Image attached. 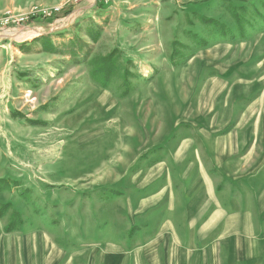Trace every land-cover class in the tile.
<instances>
[{
    "label": "rangeland",
    "instance_id": "374dc122",
    "mask_svg": "<svg viewBox=\"0 0 264 264\" xmlns=\"http://www.w3.org/2000/svg\"><path fill=\"white\" fill-rule=\"evenodd\" d=\"M0 264H264V0H0Z\"/></svg>",
    "mask_w": 264,
    "mask_h": 264
},
{
    "label": "built area",
    "instance_id": "2783aa9c",
    "mask_svg": "<svg viewBox=\"0 0 264 264\" xmlns=\"http://www.w3.org/2000/svg\"><path fill=\"white\" fill-rule=\"evenodd\" d=\"M82 0H73V3H77V2H80ZM114 0H94V3L96 5L98 4H104V5H107V4H111ZM42 15L43 17H50L52 14H53V11H47V10H44L42 11ZM25 20V19H24ZM21 21H23V19H21Z\"/></svg>",
    "mask_w": 264,
    "mask_h": 264
},
{
    "label": "bare ground",
    "instance_id": "6f19581e",
    "mask_svg": "<svg viewBox=\"0 0 264 264\" xmlns=\"http://www.w3.org/2000/svg\"><path fill=\"white\" fill-rule=\"evenodd\" d=\"M12 14H13V13H12ZM54 14H55V13H53L52 15H54ZM35 17H36V16H35ZM28 18H29V17H28ZM32 18H33V16H32ZM45 18H46V17H45ZM29 19H30V18H29ZM26 20H27V19H26ZM29 21H30V20H29ZM29 21H28V22H29ZM24 23H25V22H24ZM28 24H29V23H28ZM35 33H36V32H35Z\"/></svg>",
    "mask_w": 264,
    "mask_h": 264
},
{
    "label": "crops",
    "instance_id": "0c3cea01",
    "mask_svg": "<svg viewBox=\"0 0 264 264\" xmlns=\"http://www.w3.org/2000/svg\"><path fill=\"white\" fill-rule=\"evenodd\" d=\"M92 4H93V2H94V0H89Z\"/></svg>",
    "mask_w": 264,
    "mask_h": 264
}]
</instances>
